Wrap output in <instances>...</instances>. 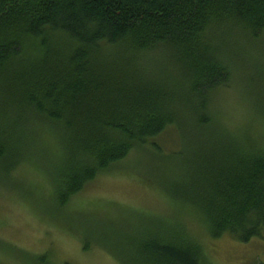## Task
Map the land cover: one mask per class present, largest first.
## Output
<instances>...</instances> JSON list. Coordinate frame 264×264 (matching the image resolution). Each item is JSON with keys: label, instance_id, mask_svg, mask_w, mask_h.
<instances>
[{"label": "trees", "instance_id": "obj_1", "mask_svg": "<svg viewBox=\"0 0 264 264\" xmlns=\"http://www.w3.org/2000/svg\"><path fill=\"white\" fill-rule=\"evenodd\" d=\"M262 40L264 0H0L1 176L26 162L49 164L64 208L186 114L202 133H190L192 150L178 153L186 166L171 171L172 204L212 239L260 238L264 103L253 108L258 120L235 132L220 127L212 108L231 80L227 55L237 60L238 47ZM158 51L168 80L148 58ZM140 250L142 260L119 263L201 264L199 244L179 230Z\"/></svg>", "mask_w": 264, "mask_h": 264}, {"label": "rangeland", "instance_id": "obj_2", "mask_svg": "<svg viewBox=\"0 0 264 264\" xmlns=\"http://www.w3.org/2000/svg\"><path fill=\"white\" fill-rule=\"evenodd\" d=\"M242 39L235 36L234 42ZM237 49V60L226 57L232 64L231 80L214 96L212 108L220 116V127L231 132L252 126L258 120L253 108L264 103L258 99L264 94V43H243ZM160 55L158 51L148 58L161 65L156 76L168 80L170 65ZM189 120L185 114L178 127L135 146L64 208L56 203L45 166L52 168L46 162L22 163L6 177L0 173V264H39L40 255H47L50 264H120L118 257L138 261L143 241L173 230L199 244L201 264H264V232L249 243L228 234L212 239L191 212L172 204L171 171L186 166L178 153L192 150L190 133L196 138L202 133Z\"/></svg>", "mask_w": 264, "mask_h": 264}]
</instances>
